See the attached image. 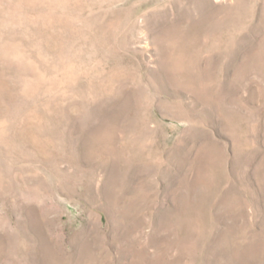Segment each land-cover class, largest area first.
I'll return each mask as SVG.
<instances>
[{"label": "rangeland", "instance_id": "1", "mask_svg": "<svg viewBox=\"0 0 264 264\" xmlns=\"http://www.w3.org/2000/svg\"><path fill=\"white\" fill-rule=\"evenodd\" d=\"M0 264H264V0H0Z\"/></svg>", "mask_w": 264, "mask_h": 264}, {"label": "bare ground", "instance_id": "2", "mask_svg": "<svg viewBox=\"0 0 264 264\" xmlns=\"http://www.w3.org/2000/svg\"><path fill=\"white\" fill-rule=\"evenodd\" d=\"M216 36V35H215ZM212 44V43H211ZM211 44H210V46H211ZM192 48H193V45H190V46H187V45H185V46H183L182 47V51H181V55H188V54H190L189 52L192 50ZM153 132V131H152ZM91 147V146H90ZM98 149V148H97Z\"/></svg>", "mask_w": 264, "mask_h": 264}]
</instances>
